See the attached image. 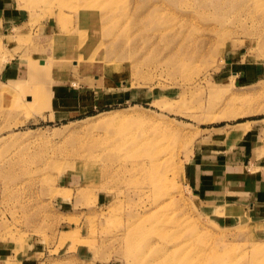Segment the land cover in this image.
Returning <instances> with one entry per match:
<instances>
[{
	"label": "rangeland",
	"instance_id": "obj_1",
	"mask_svg": "<svg viewBox=\"0 0 264 264\" xmlns=\"http://www.w3.org/2000/svg\"><path fill=\"white\" fill-rule=\"evenodd\" d=\"M0 264H264V0H0Z\"/></svg>",
	"mask_w": 264,
	"mask_h": 264
},
{
	"label": "crops",
	"instance_id": "obj_2",
	"mask_svg": "<svg viewBox=\"0 0 264 264\" xmlns=\"http://www.w3.org/2000/svg\"><path fill=\"white\" fill-rule=\"evenodd\" d=\"M226 163V162H225ZM230 168L229 165H226L224 168V171H227V169ZM223 179L225 180V178L223 177ZM247 179V178H246ZM242 183V182H241ZM239 186H242V184H240Z\"/></svg>",
	"mask_w": 264,
	"mask_h": 264
},
{
	"label": "bare ground",
	"instance_id": "obj_3",
	"mask_svg": "<svg viewBox=\"0 0 264 264\" xmlns=\"http://www.w3.org/2000/svg\"><path fill=\"white\" fill-rule=\"evenodd\" d=\"M82 5H84L85 7H88V5H85V4H82ZM77 56V55H76ZM83 56H86V55H83Z\"/></svg>",
	"mask_w": 264,
	"mask_h": 264
}]
</instances>
